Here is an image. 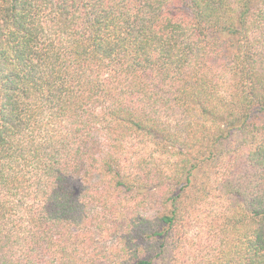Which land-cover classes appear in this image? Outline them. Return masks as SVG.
Masks as SVG:
<instances>
[{"label": "trees", "instance_id": "trees-1", "mask_svg": "<svg viewBox=\"0 0 264 264\" xmlns=\"http://www.w3.org/2000/svg\"><path fill=\"white\" fill-rule=\"evenodd\" d=\"M0 264H264V0H0Z\"/></svg>", "mask_w": 264, "mask_h": 264}]
</instances>
